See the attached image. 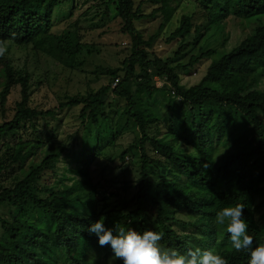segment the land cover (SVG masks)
Masks as SVG:
<instances>
[{"label":"trees","instance_id":"obj_1","mask_svg":"<svg viewBox=\"0 0 264 264\" xmlns=\"http://www.w3.org/2000/svg\"><path fill=\"white\" fill-rule=\"evenodd\" d=\"M185 2H194L197 11L182 18L167 42L195 34L196 43L183 45L176 54L178 63L190 55L189 63L174 65L154 51L160 36L145 40L137 23L161 15L162 33ZM111 3L132 40L131 55L120 68L107 70L112 83H118L86 98L70 97L60 106L64 111L81 109L82 130L89 133L93 126L97 131L93 143L82 144L77 135L72 144L68 142L72 138L62 140L54 129L44 138L38 135L41 122L49 129L57 119L56 111L32 108L29 76H18L10 67L6 70L1 105L6 106L18 84L23 101L13 120L0 126V141L19 137L14 146L3 144L6 152L0 149V179L8 173L19 175L14 186L0 188V208L11 210L10 219L0 214V264H98L101 257L115 259L111 248L100 247L98 238L87 231L101 217L106 226L118 221L111 228L160 231L165 248L183 253L199 247L219 253L227 264H248V252H237L226 226H217L214 218L226 206L244 204L254 246L264 244V221L258 219L264 202L257 205L264 191V92L258 89L264 79V0H150L159 6L151 15L134 0ZM63 4L62 0H0V49L7 42L33 46L74 69L84 45L76 34L57 31L54 16ZM231 17L248 25L245 40L227 52L199 46L202 38L221 29ZM196 50L199 54H192ZM208 60L211 63L200 84L183 88V72L192 74ZM156 77L165 82L162 88ZM112 97L123 104L124 113L114 110ZM159 109L166 110L164 117ZM29 129L35 131L36 139L26 133ZM127 131L136 133L129 151L140 155V180L134 199H123L125 207L114 214L109 203L101 204L98 188L87 173L104 157L106 138L116 140ZM67 150L68 158L82 166L78 174L83 178L71 187L47 184L45 177ZM129 151L120 155L123 162ZM131 204L135 208L124 214Z\"/></svg>","mask_w":264,"mask_h":264},{"label":"rangeland","instance_id":"obj_2","mask_svg":"<svg viewBox=\"0 0 264 264\" xmlns=\"http://www.w3.org/2000/svg\"><path fill=\"white\" fill-rule=\"evenodd\" d=\"M64 4L58 7L54 16L57 21V31L62 33L67 30L80 37L84 45L82 53L77 58L74 69H70L61 65L53 57L47 55L44 51L36 49L33 46L20 47L12 42H7L0 51V126L5 122L13 120L17 105L23 101L22 86L16 85L10 92L7 98L5 107L1 105V94L4 91L8 78L6 70L12 68L18 76H29L31 85L30 106L42 111H56L57 119L51 123L47 129L45 123L41 122L42 128L38 130V135L45 134L50 130L57 131V136L62 140H68L70 143L76 141L77 135L82 141V144L93 143L97 135V131L93 126H90V131L87 133L81 128L80 108L70 111L60 109V106L67 102L70 97H87L89 94L101 90L118 81L112 83L111 77L107 70H115L121 67L122 62L132 53V40L129 35L123 31V21L118 17L117 6L115 3L109 4L110 0H62ZM136 6L143 4V11L146 15H151L159 8L150 3V0H134ZM176 6L177 3H172ZM197 11V5L194 2H185L176 12L173 21L161 33L160 26L164 19L161 15L155 19L137 23L138 28L142 31L145 40H149L155 35H159V40L155 45L154 51L157 55L172 64L189 63V57L184 56L181 63L176 54L183 45L188 43H196V36H186L185 40H180L174 43H168L167 40L171 34L179 27L184 16H193ZM247 24L237 18L231 17L226 20L221 29L210 31L204 38L201 39L199 46L206 51L215 50L217 52H227L236 48L249 34ZM191 47L188 53L192 51ZM192 54H199L194 51ZM214 58V57H212ZM211 63V60L204 61L200 66H197L195 71L183 72L182 87L190 89L200 84L206 71ZM155 82L158 87H163L165 82L156 77ZM260 91L264 92V79L260 81L258 86ZM114 104V110H118L119 114L124 113L123 104L116 98H111ZM166 110L159 109V113L164 117ZM52 120V119H51ZM61 120L63 123H61ZM102 131L107 132L108 127L102 125ZM29 137H35V131L29 129L26 132ZM164 133V132H163ZM159 132L158 135L163 134ZM55 134V135H56ZM136 133L127 131L118 139L112 136L106 138L103 146H106L104 157L99 158L89 169L87 179H92L94 185L98 188L99 200L101 204L109 203L110 212L121 210L122 200H132L137 194V183L140 180V155L138 151H129L130 147L135 143ZM19 142V137L1 138L0 149L6 152L3 144L9 143L14 146ZM126 150L129 155L123 162L120 155ZM69 151L63 153L60 162L55 167L54 171L48 174L45 178L47 184H56L60 188L64 185L71 187L74 181H80L83 176L78 174L82 169L76 160L68 158ZM1 155V154H0ZM18 174L8 173L0 179V188L12 187L18 180ZM43 182V183H44ZM264 202V191L261 197L257 200V205ZM126 214L133 210V204L128 206ZM10 208L1 207L0 214L6 218L11 217ZM264 207H261L258 214V219L264 221ZM118 224V221L111 222L107 227ZM176 228V227H175ZM181 233L182 230L178 229ZM186 232H183L184 234ZM3 235L0 224V238ZM264 239V237H263ZM98 264H117L115 259L106 260L100 258Z\"/></svg>","mask_w":264,"mask_h":264},{"label":"clouds","instance_id":"obj_3","mask_svg":"<svg viewBox=\"0 0 264 264\" xmlns=\"http://www.w3.org/2000/svg\"><path fill=\"white\" fill-rule=\"evenodd\" d=\"M244 209V204L226 206L216 213L214 222L226 226L231 246L237 252H248V264H264V244L257 242L254 246ZM87 231L98 238L100 247L109 246L114 254L112 258L122 264H227L222 255L212 250L195 247L182 253L176 248H165L160 243L163 238L160 231L109 228L104 217L91 223Z\"/></svg>","mask_w":264,"mask_h":264},{"label":"built area","instance_id":"obj_4","mask_svg":"<svg viewBox=\"0 0 264 264\" xmlns=\"http://www.w3.org/2000/svg\"><path fill=\"white\" fill-rule=\"evenodd\" d=\"M117 85V83L115 84V86Z\"/></svg>","mask_w":264,"mask_h":264}]
</instances>
